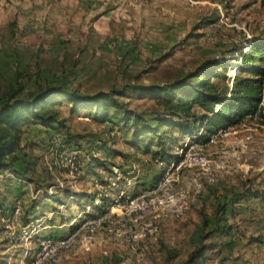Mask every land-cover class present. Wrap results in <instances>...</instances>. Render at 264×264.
I'll use <instances>...</instances> for the list:
<instances>
[{"label":"rangeland","instance_id":"1","mask_svg":"<svg viewBox=\"0 0 264 264\" xmlns=\"http://www.w3.org/2000/svg\"><path fill=\"white\" fill-rule=\"evenodd\" d=\"M262 32L264 0H0V90L10 73L5 54L13 50L31 64L38 58L45 68L41 82L52 80L81 94L128 83L161 84L204 63L222 65L216 67L220 77L212 79L220 85L234 76V63ZM124 100L136 113L153 104L148 95L135 91ZM59 109L72 145L64 147L61 133L40 124L26 125L21 142L22 152L35 157L30 177L39 176L51 185L47 191L55 197L47 198V204L33 214L30 199L39 198L41 192L10 172H0V264H35L40 239L64 236L73 218L87 217L64 192L55 191L54 184L90 195L106 193L113 199L119 192L133 195L143 190L161 172L141 150L126 144L131 132L119 125L113 126L116 137L106 146L113 153L102 159L112 172L95 164L89 167L92 154L101 159L109 152L94 143L107 138L112 126L86 111L70 113L66 102ZM229 132L203 150L208 159L234 168L211 170L215 182L203 181L204 191L181 217L159 223L141 261L124 244L98 232L87 248L55 264H185L198 245L202 217L210 219L216 201L233 196L234 209L227 215L232 230L204 241L212 244L205 252V264H264V123L246 118ZM244 134L252 136V143L241 150L236 143ZM222 150L228 153L222 156ZM66 154L79 156V172L61 167ZM121 169L128 170L131 178H122L126 175ZM182 176L184 181L191 177L187 172ZM254 190L263 195L252 196Z\"/></svg>","mask_w":264,"mask_h":264},{"label":"trees","instance_id":"2","mask_svg":"<svg viewBox=\"0 0 264 264\" xmlns=\"http://www.w3.org/2000/svg\"><path fill=\"white\" fill-rule=\"evenodd\" d=\"M5 56L4 65L10 73L0 90V172H10L18 181L33 184L34 189L41 192L39 198L30 199L29 212L33 214L47 204V198L55 197V193H48V186L51 185L43 183L39 176L30 177L36 162L35 157L22 152V136L26 125L40 124L61 133L65 146L72 145L70 138L73 137L67 131L66 119L60 115L61 103L69 105L70 113L86 111L87 116L112 126L107 130V138L96 139L94 146L108 150L107 144L111 138L116 137L117 129L113 126L119 125L121 130L131 132L130 139H125L129 147L141 150L153 162L169 163L177 158V150L186 137L192 142L203 144L217 130L232 128L246 118L251 119L264 92V32L254 37L247 51L240 54V61L234 63V76L220 85L212 79L220 77L216 67L222 65L204 63L195 71L182 73L161 84L128 83L119 88L110 87L107 91L81 94L76 88L62 83L52 80L41 82L45 68H42L37 57H34L31 64L25 55L15 50ZM129 91L148 95L153 104L144 112H133L126 107L124 100ZM110 152L113 153L110 150L101 159L92 154L88 166L95 164L112 172L102 160ZM74 161L82 163L78 155H75ZM121 170L126 175L122 178L129 176L128 170ZM53 186L56 187L55 191L64 192L68 201L79 205V212L87 217L106 212L113 200L106 193L90 195L58 184ZM251 195L259 197L263 193L254 190ZM97 198L100 203H96ZM235 199L234 196L228 200L218 199L210 219L202 217L198 245L185 264H205V252L208 247L212 248V244L207 245L204 241L216 233L225 236L230 234L232 226L227 224V215L233 211L230 204ZM27 217H24V221ZM75 226L71 225L69 230L72 231Z\"/></svg>","mask_w":264,"mask_h":264},{"label":"built area","instance_id":"3","mask_svg":"<svg viewBox=\"0 0 264 264\" xmlns=\"http://www.w3.org/2000/svg\"><path fill=\"white\" fill-rule=\"evenodd\" d=\"M252 119L262 120L261 123H264V92ZM229 129L231 128L217 130L203 144L192 142L186 137L177 150V158L169 163L155 162L161 172L143 190L133 195L119 192L106 212L95 214L93 217H75L69 225L76 226L66 235L40 239L34 263L55 264L66 260L80 249L87 248L98 232L108 240L124 244L136 255V260L141 261L146 242L159 232V223L164 219L181 217L193 205L198 194L204 191L203 181L209 185L215 182L211 170L220 168L228 171L234 168L224 161L208 159L203 150L207 144L230 133ZM251 143L252 136L244 134L236 144L243 150ZM227 153V150L220 151L222 156ZM74 159L75 156L72 158L66 154L61 161V167L79 172L81 164L76 163ZM185 172L191 175L186 181L182 176ZM88 210L89 207L86 211ZM127 221L130 224L126 227Z\"/></svg>","mask_w":264,"mask_h":264}]
</instances>
